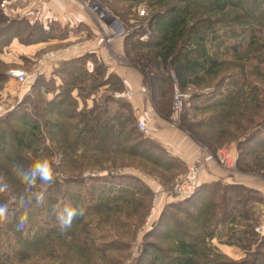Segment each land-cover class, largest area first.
Here are the masks:
<instances>
[{
  "label": "trees",
  "instance_id": "trees-1",
  "mask_svg": "<svg viewBox=\"0 0 264 264\" xmlns=\"http://www.w3.org/2000/svg\"><path fill=\"white\" fill-rule=\"evenodd\" d=\"M131 1L136 0H116ZM169 1L156 2L163 9L151 19L152 26L159 27L152 35L156 43L138 41L137 45L155 50L149 57L159 70L158 81L168 86V94L173 91L171 71L181 90L189 85L214 88L212 104L220 110L198 119L192 128L212 131L210 137L198 135L217 150L227 143L236 144L237 164L257 161L264 150V0ZM30 24L12 29L23 35L28 30L26 45L33 44L32 37L40 32L47 38L37 43L53 38ZM14 39L13 35L0 36V53ZM89 60L86 54L59 61L52 72L41 71L17 111L0 119V177L11 186L0 202L24 191L14 165L27 166L56 153L63 156L62 178L48 188L46 203L20 209L11 222L0 226V264H125L123 254L129 249L123 240L132 234L133 217L138 214L140 222L145 221L151 194L136 187L130 177L77 176L133 165L169 185L180 172L181 161L140 131L129 101L107 95L92 108L79 109L80 101L87 103L98 88L116 80L122 84L108 71L104 77L107 69ZM89 63L95 66L92 70ZM3 65L0 62V84L8 80ZM89 79L92 86L86 88L84 82ZM189 110L197 116V106ZM243 193L247 195L244 202L238 199ZM253 194L254 190L243 185L213 182L203 184L194 198L167 205L155 230L147 235L136 264H264V240L241 262L211 255L205 244V238L214 236L215 227L227 223L235 208H239L235 214L248 220L245 205ZM136 203L142 212H133ZM56 204L84 207L86 214L64 231L51 211ZM24 215L28 217L25 227L17 230ZM163 227L171 229L172 236L162 232ZM161 237L171 245L157 243Z\"/></svg>",
  "mask_w": 264,
  "mask_h": 264
},
{
  "label": "rangeland",
  "instance_id": "rangeland-1",
  "mask_svg": "<svg viewBox=\"0 0 264 264\" xmlns=\"http://www.w3.org/2000/svg\"><path fill=\"white\" fill-rule=\"evenodd\" d=\"M157 1L159 0H136L120 3L116 2V0H100L111 15L120 20L124 29L127 31L124 38L116 39L113 44L112 42H107L108 38L113 36V31L106 26L100 27L91 19L84 8L85 12L83 14L76 12L60 14L56 11L49 14L46 7L38 6L36 2H31L30 0H0V36L8 37V35H13L15 38L14 41H16V46L13 47V41L3 53H0V62L5 65L4 68H7L6 75L8 77L5 83L0 84V119L5 118L11 112L17 111L23 99L31 93L32 85L41 74V71H44L45 65H42V63L47 61L45 64L48 65L51 62L47 60V56L54 55V60H61L63 58H75L87 54L90 62L96 61L98 65H101L99 67L103 66L104 69H107L106 73L104 72L102 74L104 77L108 76L107 71L119 77L112 69H115L117 72L122 68L136 69L144 76L147 96L150 97L161 119L166 120L170 126L181 129L187 136L193 138L201 148V155L189 166L180 160V172L169 185L165 184L160 176L149 173L145 168L133 165L87 171L77 176V178H87L89 176L105 177L108 175L113 177H130L137 183L135 184L136 187H139L143 191L147 190L151 194L152 198L150 203L148 201L146 202L149 206V213L145 221L143 223L140 222L138 214L136 217H133L135 221L131 224L132 234H129V238L126 236L123 240L126 245L125 247L129 249V252L123 254L125 257L127 256L124 263L136 264L143 255L146 237L155 230V226L159 223L161 215L167 205L194 198L203 184L213 182H222L225 185H243L254 190L252 201L245 205L247 221L240 218V214H235L239 210V208H235L227 223L215 227L214 236L205 238V244L209 251H211V255L213 253L220 254L232 262L247 260L249 259L248 256L254 253L259 244L264 240V150L261 152V157L259 156L260 158L257 161L256 159H250L245 164H237L239 153L237 152L236 144L227 143L221 150H217L215 145H212L208 141L205 142L198 135L206 134V137H210L213 135L212 131L192 128V124L198 119L208 118L211 113L220 110V108L212 104L215 103V89L206 86L199 88L195 85H189L185 91L181 90L173 71H171V77L173 79L172 93L168 94V86L158 81L157 77L160 76L159 70L152 64L149 57L151 52L155 50L153 48L148 50V48L137 45L138 41L140 43H148L149 41L156 43L155 37H152V35L159 30V27H153L151 19L155 14L163 10L156 5ZM169 2L175 3V0H170ZM142 11H145L144 15L141 14ZM67 17H89L90 22L87 23L83 18L78 22V18L75 21ZM28 23H31L30 27H36L37 31H39V28L45 29L44 31H48L50 35H53L51 40L57 39L59 41L37 43L47 38L42 36L40 32L35 34V37H32L33 44L26 45L27 43L24 40L27 37L26 33L28 30L23 35L13 32L12 29L14 27L21 29L27 28ZM133 36L137 41L132 39L129 42V40H126ZM107 49H109L112 55L113 64L109 62ZM159 63H161V60H159ZM89 66L91 70L95 67L92 63H89ZM12 70H22L32 75L29 84L19 83L10 74ZM84 85L86 88H90L92 86V79L85 81ZM177 89L187 95L183 110L180 113L174 110ZM127 92L132 93L131 98L118 97V95ZM107 95L117 100L125 99L131 104L135 93L127 91L123 81L121 84L116 80V82L114 81L106 87H101L93 91L87 103L80 101L79 109H90L95 101H99ZM192 105L198 107V111L196 112L197 116H194V112L189 110ZM131 106L137 125L139 122H144L149 129V134L143 133L151 137L153 129L147 125L144 118L140 117L141 115L137 113L138 111L134 109L132 104ZM114 107L117 109V106ZM50 144V140L47 141L49 147ZM231 150L233 151V155ZM246 151L249 152V148ZM208 161L217 169L226 171V174L222 176V174L216 173V169L211 168ZM192 165H196L198 171L197 180H195L197 188L188 199H176V187L180 181L188 179ZM208 168H211L209 174L212 178L204 176L205 171L209 170ZM246 197L247 195L243 193L238 196V199L244 202ZM209 200L213 201V199ZM132 207L136 208L133 212H142L138 203L132 205ZM238 207H240V210L242 209L241 206ZM233 217L239 218L235 222L232 220ZM246 224L250 227L246 226ZM161 231L172 236V230L167 227H163ZM160 239L157 240V243L160 245H171L172 243L171 241H163L162 237Z\"/></svg>",
  "mask_w": 264,
  "mask_h": 264
},
{
  "label": "crops",
  "instance_id": "crops-1",
  "mask_svg": "<svg viewBox=\"0 0 264 264\" xmlns=\"http://www.w3.org/2000/svg\"><path fill=\"white\" fill-rule=\"evenodd\" d=\"M30 1L36 2L38 6L46 7V9L49 11V14L54 13L55 11L60 14H69L71 12L83 14V12H85L78 0H30ZM67 18H70L71 20L74 19L75 21L78 18V22L81 20V18H83L87 23L90 22L89 17H67ZM57 41L59 40L57 39L49 40V43L57 42ZM14 46H16V41H14L13 43V47ZM67 59H71V58L70 57L63 58L61 60L53 59L51 62H49L48 65L45 64V68L43 70L52 72L53 67L57 66L59 61L67 60ZM112 71H115L118 74L120 79L125 84L127 91H131L135 93V96L132 99L131 104L133 105L134 109L138 111L137 113L141 115L140 117L144 118V121L147 123V125H149L153 129L152 136L150 138L159 142L172 156L178 158L187 166H189L192 162H194L195 159H197L201 155V148L199 147L197 142L193 138L187 136V134L184 133V131H182L177 127L170 126L166 120L161 119L155 107L153 106L150 97L147 96L146 93L147 90L144 84V76L141 73H139L136 69H131V68H122L118 72L115 69H112ZM231 152L233 155L232 150ZM208 164L210 165L211 168L216 169L215 170L216 173H220L222 174V176L226 174V171H223L222 169L221 170L217 169L215 166H213V164H211L210 161H208ZM211 168L210 169L208 168L209 170L205 171L206 175L204 174V176L212 178V176L209 174Z\"/></svg>",
  "mask_w": 264,
  "mask_h": 264
},
{
  "label": "clouds",
  "instance_id": "clouds-1",
  "mask_svg": "<svg viewBox=\"0 0 264 264\" xmlns=\"http://www.w3.org/2000/svg\"><path fill=\"white\" fill-rule=\"evenodd\" d=\"M63 156L60 153L43 159H38L25 166L17 163L13 167L16 178L24 185V191L18 196H12L11 200L0 202V226H6L11 222L16 211L26 209L35 203L44 205L48 188L62 178ZM11 191L10 184L4 177H0V196H7ZM59 227L67 231L77 218L84 217L86 209L69 205L56 204L51 209ZM28 220L27 215L20 217L17 230H22Z\"/></svg>",
  "mask_w": 264,
  "mask_h": 264
},
{
  "label": "built area",
  "instance_id": "built-area-1",
  "mask_svg": "<svg viewBox=\"0 0 264 264\" xmlns=\"http://www.w3.org/2000/svg\"><path fill=\"white\" fill-rule=\"evenodd\" d=\"M79 3L83 6V8L88 12L91 19L97 23L100 27L106 26L108 29L113 31V36L107 37V42H112L114 44V41L119 38H124L127 34V31L124 29L122 23L120 20L112 16L109 10L102 5L100 0H78ZM142 15L145 14V11L141 12ZM106 35V34H104ZM107 36V35H106ZM109 54L108 59L111 64L114 63L112 55L109 52V49L106 50ZM48 61H52L54 59V55H51L50 57H46ZM47 63V61L45 62ZM45 63H42V65ZM10 74L21 84H29V81H31V76L27 74L25 71L22 70H12ZM125 97V98H131L132 93H124L122 95H118ZM187 98V95L181 93L178 89L175 94V100H174V110L177 113L182 112L184 107V101ZM138 127L140 131L145 132L149 134V129L146 126L144 122H139ZM197 168L196 165L191 166V170L188 176L187 180L180 181V183L177 185L175 194L177 196L176 199L185 200L188 199L195 191L197 186L195 185V180H197ZM195 185V187H194Z\"/></svg>",
  "mask_w": 264,
  "mask_h": 264
}]
</instances>
